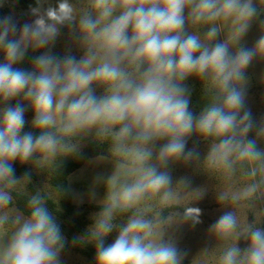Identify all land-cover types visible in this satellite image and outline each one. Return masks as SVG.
Instances as JSON below:
<instances>
[{
    "label": "clouds",
    "instance_id": "clouds-1",
    "mask_svg": "<svg viewBox=\"0 0 264 264\" xmlns=\"http://www.w3.org/2000/svg\"><path fill=\"white\" fill-rule=\"evenodd\" d=\"M92 7L97 15L84 14L78 21L77 38L84 54L60 57L49 51L34 58L31 71L14 65L23 61L29 46L50 48L61 27L75 29V7L69 0H59L43 13L40 7L32 8L36 18L19 29L11 16L0 20V49L5 56L0 63L4 105L0 107V208L12 201L4 188L17 183L12 162H27L36 152L48 159L72 151L74 146L65 139L95 128L99 136L113 138L117 152L131 151L139 165L135 180L109 196L96 221L98 264H181L184 255L176 245L153 239L155 224L140 215L129 218L107 247L102 237L113 229L115 210L149 195L159 194L163 202L173 198L167 168L170 162L193 157L194 149L186 151V146L194 129L219 138L209 153V165L232 170L236 162L247 161L258 165L251 169L252 176L264 172V150L256 139L248 138L254 130L264 136V125L254 124L238 87L254 56L264 52V35L255 48L240 47L233 54L227 42L205 43L185 27L188 21L210 25L205 40L212 41L220 31L216 22L230 20L239 37L258 16L257 6L254 0H92ZM192 75L210 80L218 90L215 101L198 117L189 110L190 89L183 84ZM94 84L102 86L105 94L98 97ZM20 96L34 113L31 124L39 131L36 136L31 131L21 135L25 107L9 104ZM129 140L131 149L125 144ZM159 140L165 142L154 152ZM154 156L157 163H149ZM259 186L249 185L243 197L253 195ZM224 199L222 195L220 200ZM29 206L30 217L23 222L16 219L18 229L0 250V264H60L64 237L59 225L39 196H33ZM199 215L198 208L184 213L195 223L200 222ZM7 219L0 216V226ZM237 227L235 214L225 212L211 230L227 238ZM243 232L247 246L228 248L220 264H264V228L249 226Z\"/></svg>",
    "mask_w": 264,
    "mask_h": 264
},
{
    "label": "rangeland",
    "instance_id": "rangeland-1",
    "mask_svg": "<svg viewBox=\"0 0 264 264\" xmlns=\"http://www.w3.org/2000/svg\"><path fill=\"white\" fill-rule=\"evenodd\" d=\"M16 2L17 0H0V10L3 11L1 20L11 16L19 29L25 23H32L36 17L31 9H23L17 6ZM58 2L59 0H41L38 7L43 13L49 6L55 7ZM69 2L76 9L75 29L69 26L61 27L60 35L50 48L35 49V58L49 51L60 57L71 54L79 58L84 54V49L77 38L79 35L78 21L84 14H89L94 18L97 13L92 7V0H69ZM254 3L258 9V16L250 22L248 31L239 37L230 20L216 22L220 31L212 41L205 40V33L210 27L208 24L193 25L191 21H188L185 26L186 31L189 34H198L205 43L227 42L233 54L240 47L253 49L260 36L264 35V24L261 23L264 21V0H254ZM3 55V50L0 49V57ZM183 84L190 89L189 110L194 117H198L205 107L215 101L218 95V90L210 80L196 75L188 77ZM238 87L244 93V109L251 112L254 124L259 128L264 125V52H257L254 56L244 70V80L238 84ZM93 89L98 97L105 94L102 86L94 84ZM14 100L15 102H9L10 106L24 101L22 96ZM3 106V102H0V107ZM25 110V125H28L32 122L33 111L32 109ZM252 133L258 148L264 150V136H257L256 130ZM105 138L99 136L97 129L93 128L68 138L67 144L74 146L72 151H62L54 158L48 159H45L40 152H36L29 161L24 162L28 165L32 176L18 179L12 189L28 193L29 187L35 186L56 199L48 183L50 170L56 160L60 156L80 150L90 140ZM164 142L163 140L156 141L153 146L154 152L158 151L159 146ZM216 143H219L218 137L204 136L194 129L187 137L186 146V151L194 149L193 157L187 161L181 158L170 162L167 168L172 177L173 198L168 202H163L159 194L149 195L136 204L126 207L131 209V215L121 219L113 217L111 221L113 229L102 239L110 244L113 243L129 218L140 215L155 224L153 239L173 242L176 245L184 255L181 264H220V258L228 248L232 246L245 248L248 241L244 238L243 230L249 226L264 228V184L260 183L264 179V172L258 170L256 176H252L251 169L258 168V165L247 161L236 162L232 170L209 165L208 156L212 146ZM125 144L127 149L133 147L131 140L126 141ZM113 152L114 156L111 158L99 156L89 159L82 168L69 177V188L76 205H108L109 196L112 193L119 192L122 186L135 180L139 165L134 154L131 151L117 152L114 150ZM149 163H157L155 156ZM254 183L260 185L258 190L251 196L243 197V191ZM222 195L225 196L224 200H220ZM233 195H239L241 198L233 200ZM174 205L180 209L169 212L165 218L162 211ZM189 208L200 209L199 223L185 218V210ZM225 212L235 214L238 227L232 235L222 238L211 230V226ZM100 214L91 213L89 215V219L94 221L91 227L93 231H95L96 221ZM0 216L8 218L0 226V250H3L19 227L15 223L16 219L20 218L23 222L28 218L11 203L0 208ZM59 261L60 264H91L86 258L70 250L60 252Z\"/></svg>",
    "mask_w": 264,
    "mask_h": 264
},
{
    "label": "trees",
    "instance_id": "trees-1",
    "mask_svg": "<svg viewBox=\"0 0 264 264\" xmlns=\"http://www.w3.org/2000/svg\"><path fill=\"white\" fill-rule=\"evenodd\" d=\"M41 1V0H40ZM16 5L23 9H32L38 7L37 0H17ZM3 16V11L0 10V20ZM35 58V49L28 47L23 61L14 65V67L22 68L31 71V66ZM5 61V56L0 57V63ZM15 102V100H12ZM25 109L30 111L31 107L28 102H20ZM34 113L32 112V117ZM31 131L34 136L39 134L37 129L32 127V124L25 125L21 135ZM249 139H254L253 133L248 134ZM68 143V138L64 141ZM116 142L111 136L105 139H95L88 141L80 150L73 151L68 155L60 156L54 166L51 168L48 183L54 192L56 199L52 198L47 192L35 186L29 187V192L24 193L11 188H4L12 196L11 205L16 207L25 217L29 218L31 208L29 201L33 196H39L44 206L52 214L56 223L59 225L61 234L64 237V245L60 252L73 251L86 258L91 264L97 262V239L93 236V220L89 219L91 213H102L107 205L86 204L78 206L73 201V195L69 188V177L91 158L99 156L113 157ZM257 165V164H256ZM15 170V178L26 179L31 177L28 165L24 162H12ZM27 174L26 178L25 175ZM3 187V185H0ZM178 206H171L162 211V215L166 218L171 211L179 210ZM131 209H117L113 213L116 219L127 218L131 215ZM104 246L110 245L103 239Z\"/></svg>",
    "mask_w": 264,
    "mask_h": 264
}]
</instances>
